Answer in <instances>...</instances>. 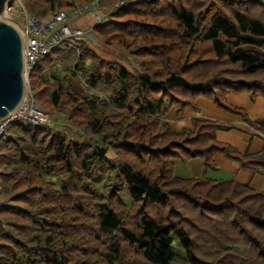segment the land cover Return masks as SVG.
Here are the masks:
<instances>
[{"label":"trees","instance_id":"1","mask_svg":"<svg viewBox=\"0 0 264 264\" xmlns=\"http://www.w3.org/2000/svg\"><path fill=\"white\" fill-rule=\"evenodd\" d=\"M88 1L23 5L44 16ZM252 2L121 0L93 30L134 69L82 42L38 59L34 99L66 123L17 121L0 140V264H264V190L174 174V159L206 169L216 151L264 173V143L243 154L216 138L228 122L196 117L174 131L164 121L203 95L264 134V119L226 97L264 96V7L252 13Z\"/></svg>","mask_w":264,"mask_h":264},{"label":"crops","instance_id":"2","mask_svg":"<svg viewBox=\"0 0 264 264\" xmlns=\"http://www.w3.org/2000/svg\"><path fill=\"white\" fill-rule=\"evenodd\" d=\"M119 1L121 0H101L98 10L103 14L108 13ZM84 5L67 11L74 12V10ZM70 23L81 26L85 32L97 24L93 14L86 9L73 15ZM226 97L230 104L244 108L250 118L264 119L263 95L258 94L250 98L247 91H230ZM196 117L217 119L230 123V127L216 130V138L236 146L238 151L243 154L256 153L263 146L264 134L262 132L248 124L239 114L223 109L207 96H196L194 105H187L180 112H177L172 106L167 111L164 121L169 123L172 130L180 131L184 127L192 126L193 119ZM212 157L214 165L206 169L202 167L201 160L197 156L191 157L186 161L174 159V174L180 177L236 179L254 188L264 190V173H258L251 168L242 166L238 161L227 157L220 151L214 152Z\"/></svg>","mask_w":264,"mask_h":264},{"label":"built area","instance_id":"3","mask_svg":"<svg viewBox=\"0 0 264 264\" xmlns=\"http://www.w3.org/2000/svg\"><path fill=\"white\" fill-rule=\"evenodd\" d=\"M100 2L101 0H89L87 4L74 10V12L57 9L44 16H37L25 11L24 25L21 28H17L23 40L24 69L26 74L28 75L38 59L51 49L63 43H76L83 39L85 30L81 26L69 23L73 15L86 9L93 14L96 23L103 22L106 16L98 10ZM17 121L39 125L48 123L50 115L39 108L30 92L24 95L16 107L0 117V139L8 140L12 137L9 127ZM2 202H4V199H0V204Z\"/></svg>","mask_w":264,"mask_h":264},{"label":"water","instance_id":"4","mask_svg":"<svg viewBox=\"0 0 264 264\" xmlns=\"http://www.w3.org/2000/svg\"><path fill=\"white\" fill-rule=\"evenodd\" d=\"M9 0H0V117L16 107L28 89L23 40L17 26L6 20Z\"/></svg>","mask_w":264,"mask_h":264},{"label":"rangeland","instance_id":"5","mask_svg":"<svg viewBox=\"0 0 264 264\" xmlns=\"http://www.w3.org/2000/svg\"><path fill=\"white\" fill-rule=\"evenodd\" d=\"M24 1L25 0H9V4L7 5V9H6L7 10L6 11V17H5L6 20L14 23L18 28H21V26L24 25V13H25V11L28 12L26 10L25 6L23 5ZM243 1H245V0H243ZM252 1H254L251 3L254 6V8L252 9V5H251V7L249 8L250 12L255 13L256 7H258V8L264 7V0H252ZM107 14L108 13L106 12L105 15H107ZM70 22H71V20L69 21V23ZM80 42H82L81 44L83 46L84 45L91 46L97 52H99L102 56H104L106 58H118L119 61L122 62L127 67H129L131 69H134V67H136L135 59L129 53L128 50H125V49L120 48V47H115L113 45H107V44L103 43L100 40V38L98 36H96L93 28L88 29L85 32L83 39L80 41H77L76 43H80ZM78 50H79V47H78ZM69 72L70 71H68V73ZM27 77H28V79H27V81H28L27 93L31 92V94L33 96V89L31 87L29 73H28ZM68 77L70 78L71 88L74 91H80L82 88H84V81L80 77L79 72L75 73V74L70 72L68 74ZM63 123H66V118L62 114L50 115V121L48 122V124L53 125V126H59V125L61 126ZM73 129L77 130V127L74 126ZM107 154L109 156H114L115 152L111 148H108ZM0 187H1V178H0ZM0 199L1 200L4 199L6 201V197L0 196Z\"/></svg>","mask_w":264,"mask_h":264},{"label":"bare ground","instance_id":"6","mask_svg":"<svg viewBox=\"0 0 264 264\" xmlns=\"http://www.w3.org/2000/svg\"><path fill=\"white\" fill-rule=\"evenodd\" d=\"M26 93H27V91L25 92V94H26ZM25 94H24V95H25Z\"/></svg>","mask_w":264,"mask_h":264}]
</instances>
